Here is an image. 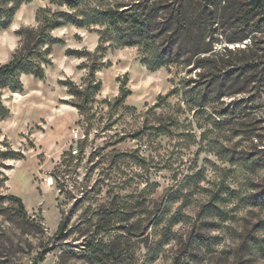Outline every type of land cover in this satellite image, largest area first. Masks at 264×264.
<instances>
[{
  "label": "rangeland",
  "instance_id": "rangeland-1",
  "mask_svg": "<svg viewBox=\"0 0 264 264\" xmlns=\"http://www.w3.org/2000/svg\"><path fill=\"white\" fill-rule=\"evenodd\" d=\"M19 1L0 30V64L19 46L16 31L36 25L40 8L74 13L55 0ZM136 2L147 1L85 5ZM102 28L53 29L64 43L52 45L44 78L23 74L22 91L2 90L9 113L0 120V150L10 146L24 158L0 156V264H33L44 249L37 264H264V91L239 90L231 80L224 88L208 65H196L200 57L209 64L212 52L234 59L224 47L235 52L246 41L226 43L229 29L217 16L200 44L211 51L158 68L142 62L154 61L155 48L113 41L95 57L66 54L95 52ZM92 64L100 88L79 110L84 100L62 83L84 87ZM122 86L129 92L116 103ZM9 194L21 198L34 222L15 212ZM61 220L65 234L55 240Z\"/></svg>",
  "mask_w": 264,
  "mask_h": 264
},
{
  "label": "trees",
  "instance_id": "trees-1",
  "mask_svg": "<svg viewBox=\"0 0 264 264\" xmlns=\"http://www.w3.org/2000/svg\"><path fill=\"white\" fill-rule=\"evenodd\" d=\"M85 1L87 0H55L56 4L74 10V13L70 15L63 11H52L49 7L40 8L36 14L35 26L21 27L16 31L20 37L19 46L10 61L0 64V120L9 113L1 100L2 90L8 88L12 92L22 91L21 76L23 74H30L38 79L44 78L46 66L52 63L50 57L52 45L64 43L61 39L53 38L51 31L65 24L78 27H91L92 25L104 27L97 31L99 45L95 52L91 53L85 49H67V55L95 57L96 51L106 49L103 44L113 41L117 47L136 45L143 52L155 48L152 63H149L146 56L142 60L149 69H154L177 62L184 55H189L190 59L199 53L211 51L212 47L200 48V44L206 40L205 31L209 24L212 25L219 16L223 27L227 26L229 29L225 42L236 44L246 41V45L235 49V52L227 46L224 47V51L230 54L229 57L234 55L232 56L234 59L228 60L212 52L214 59L207 64L209 59L200 57L197 59V67L208 65L211 80L216 84H221L224 88L229 89V86L224 83L226 80H231L230 86L236 85L239 90L250 88L249 92L253 90L258 94L264 91V0H173L170 5L166 6L160 5L155 0H145L147 2H136L123 9L121 7L124 5L105 8L86 7ZM21 2L0 0V30L9 25ZM82 5L86 8L81 9ZM161 9L166 10L165 15L157 14ZM159 16L163 17L162 21H158ZM109 33L114 37H109ZM168 34L166 41L165 36ZM160 39L166 42L161 47ZM83 66L87 65L83 63ZM225 67L228 69L222 72L221 68ZM96 71L95 65L88 67L84 87L71 80L62 83L67 87L69 94L84 100L75 105L79 110L100 88V83L94 79ZM215 72L218 73L215 74ZM128 92L122 86L120 95L115 97L116 103L123 101ZM233 92L236 91H229L227 94H233ZM0 156L4 159L24 158L22 152L10 146H6L5 150H0ZM2 179L7 180L8 178L3 176ZM6 198L15 205V212L21 217L35 221V218L28 215L21 198L13 194L7 195ZM38 226L41 227V224ZM66 226L67 220H61L53 236L55 240L64 237ZM48 250L44 249L33 264L42 261Z\"/></svg>",
  "mask_w": 264,
  "mask_h": 264
},
{
  "label": "built area",
  "instance_id": "built-area-1",
  "mask_svg": "<svg viewBox=\"0 0 264 264\" xmlns=\"http://www.w3.org/2000/svg\"><path fill=\"white\" fill-rule=\"evenodd\" d=\"M78 136V132L76 131V129H73V137L74 139H76Z\"/></svg>",
  "mask_w": 264,
  "mask_h": 264
},
{
  "label": "bare ground",
  "instance_id": "bare-ground-1",
  "mask_svg": "<svg viewBox=\"0 0 264 264\" xmlns=\"http://www.w3.org/2000/svg\"><path fill=\"white\" fill-rule=\"evenodd\" d=\"M15 96H16V97H20L19 94H15ZM33 110H34V109H33ZM61 123H62V122H61ZM62 126H63V125H62ZM62 126H61V127H62ZM58 127H59V126H58ZM53 130H54V129H53ZM62 131H63V130H62ZM56 133H57V132H56ZM59 133H60V132H59ZM53 134H54V133H53ZM49 136H50V135H49ZM49 136H48V137H49ZM61 136H62V135H61ZM21 177H22V176H21ZM21 179H23V178H21Z\"/></svg>",
  "mask_w": 264,
  "mask_h": 264
}]
</instances>
